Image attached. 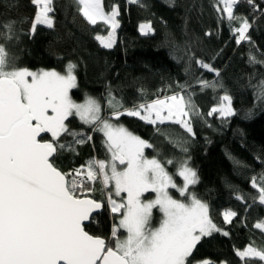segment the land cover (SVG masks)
<instances>
[{
  "label": "snow or ice",
  "instance_id": "obj_1",
  "mask_svg": "<svg viewBox=\"0 0 264 264\" xmlns=\"http://www.w3.org/2000/svg\"><path fill=\"white\" fill-rule=\"evenodd\" d=\"M52 2L32 0L37 11L31 32H35L37 25L53 27L49 16ZM126 2L146 7L143 0ZM244 2L253 12L264 11L256 0ZM74 3L89 24L102 21L109 27L107 36L97 35L95 39L104 48H112L119 27L120 5L113 3L106 11L103 0ZM240 3L241 0H214L213 5L221 19L226 18L232 25L230 31L237 45L251 41L249 18L235 11ZM15 23L0 24V39L11 42L18 38ZM139 30L144 35L154 31L151 22L141 23ZM188 52L185 48L186 55ZM187 59L189 68L195 61L199 68L219 77L218 69L196 58L194 53L187 55ZM248 59L249 63H257L254 55L250 54ZM75 67L69 62L65 73L19 67L9 59L5 44L0 43V264H215L208 259L196 261L194 250L202 238L214 232L224 236L229 233L217 227L209 214V205L192 190L199 178L189 164L190 158H148L145 149L153 145L113 122L122 115L138 117L153 126L171 122L194 136L192 117L203 113L194 103V92L188 91L192 85L178 83L180 91L130 108H125L109 91L106 103L111 111L104 114L103 106L95 98L86 97L83 103L72 99L70 91L77 87ZM196 83L201 91L223 88L218 79L199 77ZM259 96L264 99V81ZM214 114L222 119L236 115L226 90L207 112V116ZM72 117L92 132L103 134L110 157L89 159L64 172L56 165L58 153L66 149L75 152V145L92 140L91 135L69 127ZM48 134L50 139H45ZM64 136H70L72 141L61 142ZM168 165L175 166L176 171L170 173ZM176 176L182 178L181 184L176 182ZM98 179L110 214L119 217L112 225L110 241L86 231V223L105 207L104 201L87 195L94 190L89 185ZM251 187L256 190L251 197L253 202L258 200L264 205V173L251 178ZM173 189L184 199L174 198L170 192ZM236 199L244 197L238 194ZM154 209L162 214L156 227L152 224ZM237 215L233 210H225L224 222L232 223ZM254 227L264 231V220ZM121 230L126 233L123 238ZM235 254L245 264L247 258L264 262V249L252 245L236 250Z\"/></svg>",
  "mask_w": 264,
  "mask_h": 264
},
{
  "label": "trees",
  "instance_id": "obj_2",
  "mask_svg": "<svg viewBox=\"0 0 264 264\" xmlns=\"http://www.w3.org/2000/svg\"><path fill=\"white\" fill-rule=\"evenodd\" d=\"M103 3L106 11L113 3L121 7L118 36L112 48H104L95 39L97 35H107L109 27L101 21L89 24L78 12L74 0H53L50 13L53 27L37 25L34 33L31 23L37 7L32 0H0V24L16 22L18 35L11 42L0 39V43L5 44L10 60L30 70L65 73L66 66L72 62L76 65L77 78V87L71 90L72 98L78 102H84L86 97L95 98L103 106L104 114L111 111L106 103L109 91L125 108H130L136 103L180 91L178 83L191 84L188 91L194 92V103L203 113L192 117L194 136L171 122L153 126L127 115L113 122L153 145L145 149L148 158H190L189 164L199 178L192 190L209 205V214L217 227L229 233L224 236L214 232L202 238L194 250L195 260L245 264V260L236 256V250L249 245L264 249V231L254 227L264 220V205L251 199L256 195L251 178H259V174L264 173V99L259 96L264 81V11L253 12L251 6L241 0L253 22L248 33L251 41H244L238 47L230 31L232 25L214 10V0H143L146 7L128 4L126 0H103ZM256 3L264 9V0H256ZM145 22H151L154 29L148 35L139 30V25ZM185 48L189 49L187 55L194 53L196 58L211 63L219 70V77L199 68L195 61L189 68ZM250 54L257 63H249ZM199 77L209 81L218 79L223 88L201 91L196 83ZM225 90L232 97L236 115L226 119L218 114L207 116ZM70 120V128L91 135L92 140L75 145V152L67 149L59 152L57 167L68 172L89 159H108L103 134L92 132L76 117ZM44 138L50 139V135ZM71 141L70 136L61 138L63 143ZM183 148L187 151H182ZM167 168L170 173L176 171L173 165ZM175 179L182 183L179 176ZM89 187L94 190L87 195L104 201L105 207L101 213L94 214L95 219L86 229L110 241L111 228L118 217L110 214L99 179ZM238 194L244 199L237 200ZM172 195L184 199L174 189ZM225 210L237 212L232 223L224 222ZM161 217L154 209L153 227L159 225ZM247 260L248 264H262L258 259Z\"/></svg>",
  "mask_w": 264,
  "mask_h": 264
},
{
  "label": "rangeland",
  "instance_id": "obj_3",
  "mask_svg": "<svg viewBox=\"0 0 264 264\" xmlns=\"http://www.w3.org/2000/svg\"><path fill=\"white\" fill-rule=\"evenodd\" d=\"M235 11H236V13L237 14H239V15H243V16H247L248 18H249V20H250V22H251V24H252V22H253V17L251 16V14H250V12H249V10L246 8V6L244 5V4H242V3H240L238 6H237V8L235 9ZM49 16L52 18V16L50 15V13H49ZM53 19V18H52ZM102 22V21H101ZM101 36H107V35H101ZM117 36H118V28L116 29V40H117ZM244 42V41H243ZM243 42H241V44H239L238 45V47L239 46H241L242 44H243ZM32 71H36V70H32ZM38 71H40V70H38ZM45 71H47V70H45ZM55 71H57V70H55ZM57 72H59V71H57ZM75 74V73H74ZM70 95H71V91H70ZM72 97V96H71ZM73 99V98H72ZM74 100V99H73ZM74 101H76V100H74ZM76 102H78V101H76ZM78 103H83V102H78ZM132 132V131H131ZM133 134H135V135H137V136H139L138 134H136V133H134V132H132ZM50 135V134H49ZM140 137V136H139ZM143 139V138H142ZM109 157H110V153H109V155H108ZM108 157V158H109ZM98 160V159H97ZM175 178V177H174ZM177 182V181H176ZM178 183V182H177ZM179 184V183H178ZM170 192H171V194H172V190H170ZM153 196H154V194H153ZM174 197V196H173ZM174 198H176V197H174ZM178 199V198H177ZM118 219H119V217H118ZM122 231V235H121V238H123V236L124 235H126V233H124V231L123 230H121ZM251 259H256V258H251ZM261 263L262 264H264V262H262L261 261ZM225 264V263H224Z\"/></svg>",
  "mask_w": 264,
  "mask_h": 264
},
{
  "label": "water",
  "instance_id": "obj_4",
  "mask_svg": "<svg viewBox=\"0 0 264 264\" xmlns=\"http://www.w3.org/2000/svg\"><path fill=\"white\" fill-rule=\"evenodd\" d=\"M45 136H46V135H45ZM45 136H44V137H45ZM89 197H90V196H89ZM90 198H92V197H90ZM93 199H94V198H93ZM103 209H104V208H102L101 210H99V211H98L97 213H95V214L101 213V212L103 211ZM89 224H90V222L86 223V226L89 225ZM86 231H88V230L86 229ZM88 232H89V231H88ZM89 233H90V232H89ZM90 234H91V233H90ZM91 235H92V234H91ZM104 239H105V238H104ZM105 240H106V239H105ZM106 241H107V240H106Z\"/></svg>",
  "mask_w": 264,
  "mask_h": 264
}]
</instances>
